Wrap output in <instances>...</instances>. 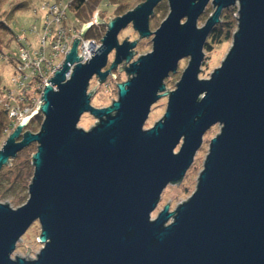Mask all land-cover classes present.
Returning <instances> with one entry per match:
<instances>
[{"label":"water","instance_id":"1","mask_svg":"<svg viewBox=\"0 0 264 264\" xmlns=\"http://www.w3.org/2000/svg\"><path fill=\"white\" fill-rule=\"evenodd\" d=\"M161 1L108 20L97 15L106 32L86 62L78 45L93 23L84 24L36 109L2 144L0 171L31 143L37 148L27 202L14 208L0 201V264H264V0H168L167 17L152 31ZM210 3L214 12L199 27ZM235 5L230 49L201 78L207 38ZM129 25L139 38L120 42ZM151 35L152 50L133 60L139 40ZM185 57L176 88L167 90L165 78ZM121 63L128 78L117 83L118 98L94 106L91 79L104 83ZM162 97L163 117L144 128ZM86 112L98 119L89 129L78 126ZM39 113L40 129L24 130ZM217 124L194 192L152 218L163 190L181 183ZM36 221L43 244L36 258H13Z\"/></svg>","mask_w":264,"mask_h":264},{"label":"rangeland","instance_id":"2","mask_svg":"<svg viewBox=\"0 0 264 264\" xmlns=\"http://www.w3.org/2000/svg\"><path fill=\"white\" fill-rule=\"evenodd\" d=\"M48 0H0V91L6 90H15L16 85L13 81V77L17 71V64L19 58V48L20 43L18 39L21 37L23 43L27 46L29 50L33 53L36 49L41 47L39 37L41 36L42 28L44 27V13L42 10H38L39 6L43 2ZM50 2H55L56 0H49ZM58 1V0H57ZM65 1V0H63ZM122 4L121 8L116 10V4L108 2V0H102L99 4V10L105 14L106 19L110 17H116L122 15L127 11L133 9L138 4L142 3L145 0H116ZM22 2L24 4H22ZM233 8L232 14L237 20L238 7L232 6L228 9H224L221 13L220 18H222L225 10ZM169 4L168 0H162L155 8L154 14L150 17V29L155 31L161 22L167 17L169 13ZM214 12V7L210 3L207 5L204 13L200 16L198 20V26L201 27L208 17ZM6 23H4V22ZM184 21V20H183ZM94 24V23H93ZM8 25L11 29H9ZM237 28V27H236ZM106 32V26H105ZM104 32V34H105ZM103 34V35H104ZM128 36V37H127ZM119 41L122 42L126 37L129 40L133 41L139 38L138 32L133 28L132 25L121 30L119 33ZM102 38V37H101ZM100 38V40H101ZM153 35L148 38L140 39L137 46L135 47L136 55L133 57L137 59L140 55L146 54L152 50ZM5 44L9 45L10 50L7 47H4ZM232 44V39L229 41H224L220 44L215 45L212 52L206 51L204 48L205 58L202 63V70L199 74L201 78H209L214 69L221 65L223 59L228 53L230 46ZM115 55V50L112 51L109 55V62L113 61ZM47 57L51 58L50 49L47 50ZM61 61L60 57H55L54 63L58 64ZM189 62V57L182 58L179 61L177 71L175 73H170L168 77L165 78V84L167 90H173L176 88V82L180 80L183 70L187 67ZM120 64L116 69L112 70L113 74L109 75L104 83H97L98 78L93 77L90 81V88L97 86V92L93 96L91 103L97 107L108 106L113 102V99L118 98V88L117 83L125 81L128 78L125 70L121 71ZM106 68H109V64ZM33 80L32 76L29 77L26 82L30 83ZM30 90L34 89V86L29 88ZM4 98L2 95L0 99ZM11 103L16 104V94L14 97L9 98ZM168 97L160 98L156 103L152 105L151 112L149 117L144 125V128H150L154 123L163 117L166 108H167ZM16 106V105H15ZM42 115V114H41ZM43 120V115L41 120H36L35 124L37 127L34 132H37L40 129L41 123ZM97 118H95L90 113L86 112L82 115L81 120L78 126L85 129H89L92 125L96 124ZM13 129L9 130L7 135L4 137L3 142L0 145V148L7 136ZM25 130V129H24ZM220 131V125H214L203 136V143L195 155V159L191 167L188 169L185 177L179 184H169L162 192L160 202L152 213V218L156 217L160 210L168 204H170V210H174L178 204L182 201L187 200L191 194L194 192L197 186L198 177L203 169L205 158L209 151L210 140L216 136ZM37 142H33L23 150H21L15 158L11 160V164L5 165L13 167L12 163L18 164L16 170H9L6 172L4 185L0 186V201L6 202L17 208L22 204L26 203L29 197L28 194V182H25L26 190H20L19 193L11 194L5 191L8 188L9 183L13 180L18 170L21 168L24 174L32 172L34 167L31 164L32 154L36 151ZM177 147L176 151L178 150ZM31 167V169H30ZM14 168V167H13ZM1 172V171H0ZM8 179V180H7ZM7 180V181H6ZM41 232L39 222H34L25 234L21 237V240L18 241L15 251L12 253L14 258L16 255H20L27 258H36L37 253L42 248L43 244L39 242V235ZM28 247L30 250L28 251ZM28 251V255H27Z\"/></svg>","mask_w":264,"mask_h":264},{"label":"built area","instance_id":"3","mask_svg":"<svg viewBox=\"0 0 264 264\" xmlns=\"http://www.w3.org/2000/svg\"><path fill=\"white\" fill-rule=\"evenodd\" d=\"M68 8L69 3L67 0H56L53 3L48 0L39 6L38 10L43 11L45 22L39 37L41 47L36 49L34 53L27 48L21 37L18 39L21 47L18 51L17 71L13 77L16 89L8 91L9 97H14L16 94V99H18L16 106L11 107L10 113L16 124L20 118L36 109L46 83H50L48 79H51L55 74V70L61 66L67 52L71 50L74 38L78 36L81 28H76L69 21ZM98 12L96 11L94 17L99 15ZM94 22L90 21L87 24ZM100 45V39L81 38L78 53L81 55L84 49L86 51V56L83 57L82 62L92 58ZM48 49H50L51 58L47 57ZM55 57L61 58L58 64L54 63ZM31 76L33 80L27 83L26 80ZM31 86H34L33 90L29 89Z\"/></svg>","mask_w":264,"mask_h":264},{"label":"trees","instance_id":"4","mask_svg":"<svg viewBox=\"0 0 264 264\" xmlns=\"http://www.w3.org/2000/svg\"><path fill=\"white\" fill-rule=\"evenodd\" d=\"M67 2L69 3L67 14L69 21L72 22L76 28L80 29L84 24L90 21H95L96 17L94 16L96 11H99L98 14L101 18L107 20L105 14L99 10V4L100 2H102V0H67ZM108 2L115 3L117 7L116 10L121 8L122 6V4L116 0H108ZM22 4L24 3L22 2ZM232 10L233 8L225 10L220 22L213 27L204 47L206 51L212 52L215 45L232 39L233 33L237 27V20L233 16ZM6 26L11 29L8 25ZM104 32L105 25L94 23L87 32L86 37L100 39L103 36ZM4 47H7L8 50H10L9 45L5 44ZM1 95L4 98L0 99V145L3 142V139L7 135L8 131L16 126L15 119L10 115L11 107L13 105L15 106V104H13V102L11 103V100L9 99L10 97L6 90H1L0 97ZM41 117L42 115L41 113H39L34 118H32L25 130L28 129L34 132L35 128L37 127L35 122L38 119L41 120ZM12 165H14V168L12 166L10 168H8L9 166H4L2 168L0 172V186L4 185L5 175L8 169L16 170V168L18 167V164L12 163ZM31 177L32 172L24 174L22 172V169L20 168L5 191L11 194H14V192L17 194L20 192V190H23V188L24 190H26L27 187L25 186V182H28L29 184L31 181Z\"/></svg>","mask_w":264,"mask_h":264},{"label":"flooded vegetation","instance_id":"5","mask_svg":"<svg viewBox=\"0 0 264 264\" xmlns=\"http://www.w3.org/2000/svg\"><path fill=\"white\" fill-rule=\"evenodd\" d=\"M111 63H112V61H111V62H109V60H108L107 66H108V64H109V66H110V65H111ZM121 64H122V63H121ZM119 65H120V64H119ZM119 65H118V66H119ZM107 66H106V67H107ZM106 67L104 68V70H105V69H107Z\"/></svg>","mask_w":264,"mask_h":264}]
</instances>
